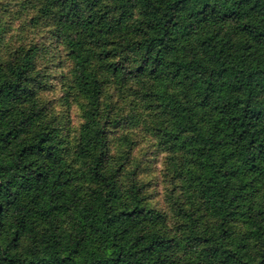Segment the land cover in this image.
Wrapping results in <instances>:
<instances>
[{"label": "trees", "instance_id": "obj_1", "mask_svg": "<svg viewBox=\"0 0 264 264\" xmlns=\"http://www.w3.org/2000/svg\"><path fill=\"white\" fill-rule=\"evenodd\" d=\"M39 1L74 62L83 123L66 146L35 45L0 58V264H264V0ZM111 79L158 109L174 215L113 150Z\"/></svg>", "mask_w": 264, "mask_h": 264}, {"label": "rangeland", "instance_id": "obj_2", "mask_svg": "<svg viewBox=\"0 0 264 264\" xmlns=\"http://www.w3.org/2000/svg\"><path fill=\"white\" fill-rule=\"evenodd\" d=\"M40 6L39 0H0V58L8 60L31 45L38 48L34 75L41 102L59 137L73 149L83 123V99L73 88L74 62L56 35V22L41 16ZM136 88L128 87L122 94L114 79L104 87V106L116 119L111 124L112 147L125 160L127 176L132 173L144 184L149 205L169 208L174 215L182 193L174 175L173 152L156 123L158 109L142 102L135 106Z\"/></svg>", "mask_w": 264, "mask_h": 264}]
</instances>
